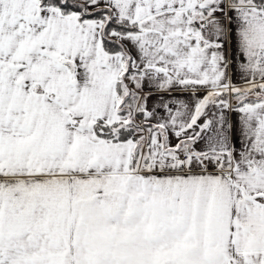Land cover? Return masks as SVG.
I'll return each instance as SVG.
<instances>
[{
  "label": "snow or ice",
  "instance_id": "obj_1",
  "mask_svg": "<svg viewBox=\"0 0 264 264\" xmlns=\"http://www.w3.org/2000/svg\"><path fill=\"white\" fill-rule=\"evenodd\" d=\"M0 264H264V0H0Z\"/></svg>",
  "mask_w": 264,
  "mask_h": 264
},
{
  "label": "crops",
  "instance_id": "obj_2",
  "mask_svg": "<svg viewBox=\"0 0 264 264\" xmlns=\"http://www.w3.org/2000/svg\"><path fill=\"white\" fill-rule=\"evenodd\" d=\"M232 79H233V82L237 84V86H242L244 83V81L240 78V74L238 72L232 75Z\"/></svg>",
  "mask_w": 264,
  "mask_h": 264
}]
</instances>
